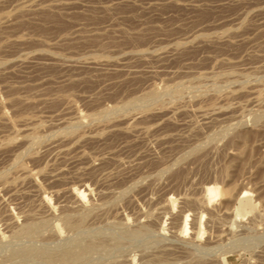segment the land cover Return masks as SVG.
<instances>
[{"label":"rangeland","instance_id":"374dc122","mask_svg":"<svg viewBox=\"0 0 264 264\" xmlns=\"http://www.w3.org/2000/svg\"><path fill=\"white\" fill-rule=\"evenodd\" d=\"M0 264H264V0H0Z\"/></svg>","mask_w":264,"mask_h":264},{"label":"bare ground","instance_id":"6f19581e","mask_svg":"<svg viewBox=\"0 0 264 264\" xmlns=\"http://www.w3.org/2000/svg\"><path fill=\"white\" fill-rule=\"evenodd\" d=\"M65 62H66V61H65ZM114 65H115V64H114ZM129 67H130V66H129ZM186 69H187V68H186ZM144 70H145V69H144ZM189 71H190V70H189ZM245 71H246V70H245ZM193 75H194V74H193ZM193 75H192V76H193ZM202 75H203V74H202ZM226 76H227V75H226ZM193 78H194V77H193ZM223 78H224V77H223ZM216 79H217V78H216ZM226 79H227V78H226ZM214 80H215V79H214ZM199 81H200V80H199ZM197 83H198V82H197ZM194 84L196 85L195 82H194ZM216 84H217V83H216ZM162 86H163V85H162ZM165 86H166V85H165ZM176 86H177V84H176ZM183 86H184V85H183ZM189 86H190V85H189ZM191 86H192V85H191ZM193 86H194V85H193ZM166 87H167V86H166ZM168 88H169V87H168ZM173 88H174V87H173ZM175 88H176V87H175ZM178 88H179V87H178ZM178 88H177V89H178ZM155 89H156V88H155ZM170 89H171V88H170ZM182 89H183V87H182ZM163 90H164V89H163ZM165 90H167V88H165ZM165 90H164V91H165ZM175 90H176V89H175ZM180 90H181V89H180ZM155 91H156V90H155ZM155 91H152V92H154V94H155ZM183 91H184V90H183ZM183 91H182V92H183ZM152 92H150L149 95L146 93V94H147L146 99H147V98L149 99V97L152 96V94H151ZM177 92H178V91H177ZM177 92H176V94H177ZM180 92H181V91H180ZM164 93H166V92H164ZM169 94H170V93H169ZM182 94H183V93H182ZM182 94H181V96H182ZM159 95H160V94H159ZM159 95H158V96H159ZM154 97H155V96H154ZM154 97H152V98H154ZM143 98H145V97H143ZM152 98H151V99H152ZM156 98H157V97H156ZM136 99H137V98H136ZM136 99H135V100H136ZM148 99H147V100H148ZM151 99H150V100H151ZM157 99H158V98H157ZM140 100H141V99H140ZM142 100H143V99H142ZM153 100H154V99H153ZM129 101H130V100H129ZM134 102H135V101H134ZM138 102H139V101H138ZM126 103H127V102L125 101L124 106H126V105H125ZM132 103H133V102H132ZM135 103H136V102H135ZM137 104H138V103H137ZM120 105H121V104H120ZM128 105H129V103H128ZM117 107H119V106H117ZM114 108H115V107H114ZM112 109H113V108H112ZM175 109H176V108H175ZM211 109H212V108H211ZM117 110H118V109H117ZM114 111H115V110H114ZM203 111H204V110H203ZM207 112H208V111H207ZM207 112H206V113H207ZM2 113H3V112H2ZM100 113H101V111H100ZM203 113H204V112H203ZM101 114H103V113H101ZM258 114H259V113H258ZM258 114H257V115H258ZM80 115H81V114H80ZM80 115H79V116H80ZM92 115H93V114H92ZM92 115H90V116H92ZM76 116H77V115H76ZM98 116H99V115H98ZM102 116H103V115H102ZM202 116H203V114H202ZM2 117H5V116H2ZM95 117H96V116H95ZM79 118H80V117H79ZM92 118H93V117H92ZM99 118H100V117H99ZM76 119H77V118H76ZM85 119H86V118H85ZM87 122H88V121H87ZM78 125H79V124H78ZM225 129H227V128H225ZM145 131H146V129H145ZM24 136H25V135H24ZM33 137H34V136H33ZM39 137H40V136H39ZM31 138H32V137H31ZM37 138H38V137H37ZM28 139H29V137H28ZM39 140H40V139H39ZM35 142H36V141H35ZM36 145H37V143H36ZM19 155H20V154H19ZM21 157H22V156H21ZM12 163H14V161H13ZM17 166H18V165H17ZM20 168H21V167H20ZM21 169H22V168H21ZM161 172H162V171H161ZM25 173H26V172H25ZM27 173H28V172H27ZM28 176H29V175H28ZM1 177H2V176H1ZM29 178H30V177H29ZM210 189H212V188H210ZM70 192H71V191H70ZM120 193H122V192H120ZM87 214H88V213H87ZM87 214H86V215H87ZM62 216H63V215H62ZM65 216H66V215H65ZM73 216H74V215H73ZM67 217L70 218L69 216H67ZM67 217H66V218H67ZM79 218H80V217H79ZM80 219H81V218H80ZM43 220H44V219H43ZM64 220H65V219H63V221H64ZM68 220H69V219H68ZM72 220H73V219H72ZM78 221H80V220H78ZM185 222H186V217L183 218V224H184V225H185ZM42 224H44V223H42ZM68 224H69V221H68ZM70 224H71V221H70ZM27 225H30V224H27ZM34 225H35V224H34ZM75 225L77 226L76 223H75ZM82 225H83V224H82ZM37 227H38V226H37ZM39 227H40V226H39ZM39 227H38V228H39ZM41 227L43 228V226H41ZM68 227H70V226L68 225ZM22 228L24 229L25 227H22ZM71 228H72V227H71ZM76 228H77V227H76ZM76 228H75V229H76ZM33 229H34V228H33ZM69 229H70V228H69ZM17 230H18V229H17ZM35 230H36V228H35ZM37 230H38V229H37ZM39 230H40V228H39ZM83 230H84V229H83ZM31 231H32V226H30V227H26V229L24 230V233H25V234H29ZM139 231H140V230H139ZM77 232H78V231H77ZM75 234H76V233H75ZM78 234H79V232H78ZM133 234H134V233H132V235H133ZM135 234H136V232H135ZM139 234H140V233H139ZM22 235H23V234H22ZM29 235H30V234H29ZM26 236H27V235H26ZM14 237H15V236H14ZM18 237H19V236H18ZM28 237H29V236H28ZM133 237H134V236H133ZM135 237H136V236H135ZM26 238H27V237H26ZM13 239H14V238H13ZM18 239H19V238H18ZM15 240H16V239H15ZM72 244H73V243H72ZM90 244H92V243H90ZM11 245H12V244H11ZM77 245H78V244H77ZM80 245H81V244H80ZM83 245H84V244H83ZM87 246H88V245H87ZM87 246H85V247L81 246L82 248L80 249V251H78V254H75V253H74L75 255H74V254H71V251H70V253H68L69 250H68V252H65V253H64V251L66 250V249H65V250L63 251V254H62V255H59V256H61V257H60V258H61L60 261H61V260H62V261H67V260L71 259L72 257L75 258V257H81L82 255L84 256L85 253L87 254V252H89V251H88V250H89V247H87ZM92 246H94V244H93ZM14 247H15V246H14ZM14 247H12V248H14ZM20 247H21V246H20ZM22 248H23V247H22ZM22 248H21V249H22ZM30 248H32V247H30ZM36 248H37V247H36ZM77 248H78V247H77ZM79 248H80V247H79ZM94 248H95V247H94ZM14 249H15V248H14ZM14 249H13V250H14ZM67 249H68V248H67ZM69 249H70V248H69ZM18 250H19V249H18ZM77 250H78V249H77ZM15 251H16V250H15ZM30 251H32V250H30ZM33 251H35V249H33ZM33 251H32V252H33ZM41 251H42V250H40V251L38 250L37 253H38V252H41ZM28 252H29V251H28ZM25 253H27V252L25 251ZM29 253H30V252H29ZM34 253H35V252H34ZM72 253H73V252H72ZM16 254H17V253H16ZM40 254H41V253H40ZM60 254H61V253H60ZM36 255H37V254H36ZM42 255H45V254H43V252H42ZM32 256H34V255H32ZM40 256H41V255H40ZM46 256H47V255H46ZM56 256H57V255H56ZM85 256H86V255H85ZM42 257H43V256H42ZM22 258H23V257H22ZM56 258H57V257H56ZM44 259H45V258H44ZM79 259H80V258H79ZM81 259H82V258H81ZM46 260H47V259H46ZM75 260H76V258H75ZM53 261H54V260H53ZM62 261H61V262H62ZM48 262H49V261H47V263H48ZM61 262H60V263H61ZM69 262H70V260H69Z\"/></svg>","mask_w":264,"mask_h":264}]
</instances>
